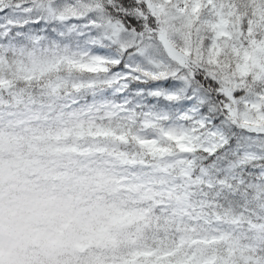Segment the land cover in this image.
Returning a JSON list of instances; mask_svg holds the SVG:
<instances>
[{
	"label": "snow or ice",
	"instance_id": "snow-or-ice-1",
	"mask_svg": "<svg viewBox=\"0 0 264 264\" xmlns=\"http://www.w3.org/2000/svg\"><path fill=\"white\" fill-rule=\"evenodd\" d=\"M0 264H264V0H0Z\"/></svg>",
	"mask_w": 264,
	"mask_h": 264
},
{
	"label": "rangeland",
	"instance_id": "rangeland-1",
	"mask_svg": "<svg viewBox=\"0 0 264 264\" xmlns=\"http://www.w3.org/2000/svg\"><path fill=\"white\" fill-rule=\"evenodd\" d=\"M109 100L113 99L108 97ZM118 99V98H116ZM165 106L163 104L157 105L152 108L151 111L160 115L164 114ZM141 111H147L143 109ZM168 115L171 116L170 120L167 119H155V118H143L140 117L137 120L129 121L128 127L132 133L140 134L145 132L147 135H153L148 139L155 138L158 141L157 145L150 146L155 149L157 147L165 149L164 151H154L151 154L148 153L147 148L138 147L135 144L126 145L125 150L129 153L137 154V159L141 157L146 159L154 167L151 169H133V171H147L153 183L162 187L168 188L176 184H179L181 180L187 178L191 179L200 173L202 163L199 161V154L192 158L193 152H184L180 150L178 144H174L164 136L165 129L176 130L178 127H182V122L176 119V112L168 110ZM101 123L105 125L112 124L111 120H103ZM172 126H175L172 127ZM140 136V135H139ZM145 138V137H142ZM147 139V138H146ZM203 154V153H201ZM199 186H193L190 192L193 193V200L199 199L198 195ZM207 191V189H205ZM211 198V194L210 197ZM232 202V206L238 211L239 206L243 203L241 197H229ZM227 205L228 201H224Z\"/></svg>",
	"mask_w": 264,
	"mask_h": 264
},
{
	"label": "trees",
	"instance_id": "trees-1",
	"mask_svg": "<svg viewBox=\"0 0 264 264\" xmlns=\"http://www.w3.org/2000/svg\"><path fill=\"white\" fill-rule=\"evenodd\" d=\"M170 110V109H169ZM174 111V110H173ZM172 127H174L175 128V126H172ZM138 135H140L141 137H145V138H149V137H151V136H153V135H149V133H148V135L145 133V132H142V133H140V134H138ZM121 147H123L124 148V150H125V148H126V146H121ZM199 154V161H200V163H204V160H203V154H201V153H199V152H196L195 154H193L192 155V158H195V155L196 154ZM223 174V173H222Z\"/></svg>",
	"mask_w": 264,
	"mask_h": 264
}]
</instances>
